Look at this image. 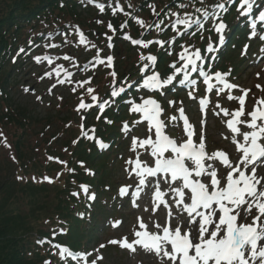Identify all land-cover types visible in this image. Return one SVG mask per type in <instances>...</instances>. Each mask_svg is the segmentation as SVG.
Listing matches in <instances>:
<instances>
[{
  "label": "trees",
  "instance_id": "1",
  "mask_svg": "<svg viewBox=\"0 0 264 264\" xmlns=\"http://www.w3.org/2000/svg\"><path fill=\"white\" fill-rule=\"evenodd\" d=\"M241 1L0 0V126H9L15 164L0 181V264H45L46 261L74 264L61 257L56 246L66 242L79 247L83 242L84 224L88 220L95 221V215L87 213L86 197L80 186L86 184L98 189L102 195H110L111 164L118 158L114 149L96 152L83 133H101L118 144L117 147L122 141L120 109L113 110V105H107L105 110L112 118V127L104 116H99L97 108L92 107L79 113L85 117L83 121L78 117L75 120L76 114L69 111L59 115L60 132L49 131L55 115L40 116L29 103L14 98L13 92L21 80L20 66L25 58L48 52L57 53L62 59L72 56L74 50L79 53L76 56L82 63L76 65L73 60L72 69H78L104 53L105 37L110 36L115 44L121 41L126 48V53L119 55L124 58L118 57L115 61L117 68L113 71L118 70V73L111 84L114 87L123 83L127 87L128 82L143 79L142 66L150 68L149 61L141 60V56L157 55L158 68L163 75L169 76L170 63H178V56L185 49H193L198 44L207 46V42L216 37L213 32L215 21L223 19L228 24L229 37L221 47L215 67L231 70L235 77L236 69L243 61L238 55L239 36L242 34L243 40H247L246 25H243L246 15L240 14L238 8ZM260 1L256 0L251 10ZM219 4L224 8H219ZM98 5H103V11ZM198 8L202 11H196ZM203 10H207V16ZM178 18L187 23H177ZM139 21H143L144 26ZM109 23L112 29L108 27ZM125 35L141 37L148 47L130 45L123 40ZM117 50L120 53L116 46ZM203 51L206 52L205 48ZM128 52L135 57L125 69L127 65H120L129 60L125 56ZM229 62L234 63L233 69L228 68ZM81 81L68 84L65 94L73 91L74 83ZM77 84L81 91L88 88ZM96 89L98 92L92 95H99L101 88L97 86ZM105 90L102 91L103 98L109 97ZM119 106H122L121 102ZM33 133L38 135L39 141L31 140ZM74 192L80 195L73 196Z\"/></svg>",
  "mask_w": 264,
  "mask_h": 264
},
{
  "label": "snow or ice",
  "instance_id": "2",
  "mask_svg": "<svg viewBox=\"0 0 264 264\" xmlns=\"http://www.w3.org/2000/svg\"><path fill=\"white\" fill-rule=\"evenodd\" d=\"M252 2L253 0H242L241 7L247 5L245 11H250ZM98 6L103 11V5ZM183 6L181 5V7ZM218 7L222 9L224 5L219 4ZM196 11L202 10L198 8ZM203 13L205 16L208 15L207 10H203ZM173 15L176 14L173 13ZM260 19L264 21V12L260 14ZM139 23L144 26L143 21H139ZM177 23L186 24L187 21L178 18ZM108 27L112 29L110 23ZM225 27L224 23H219L215 28L216 32L220 34L221 42L224 40L222 33ZM253 34L255 35V33ZM125 38L130 39L127 36ZM261 39H264V36ZM81 42H83V38ZM132 43L141 44L143 42L132 40ZM158 43L163 46L162 42ZM48 46L56 47V45ZM143 46L146 48L148 44L144 43ZM246 49L247 45L245 53ZM208 50H212L211 45ZM20 51L23 52L24 49H20ZM261 51H264V48ZM186 53L187 49L180 55V59L186 61L182 68L176 67L175 64L170 65L176 74L195 63L192 57ZM193 55L196 59H202L198 50ZM34 59L37 63L41 60L52 62L51 58L47 56H36ZM65 59L69 58L65 57ZM106 59V66L110 67L113 58L108 56ZM141 60L154 62L156 57L141 56ZM99 63L103 64L104 61L100 60ZM191 71H196V68H191ZM141 74L143 76L141 87L151 90H162L165 86L172 84L175 79L174 76L161 79L160 74L156 72H153L152 75H144V69ZM229 74L214 73L215 80L221 85L216 90V94L219 96L225 89L229 90L225 94L227 100L238 101L239 107L230 111L216 103L215 107L219 111L215 115H220L222 112L224 117L229 118L225 121L229 135H223V139H230L235 149L234 156L222 149L209 152L205 135L197 133L195 126L189 123L183 108H179L178 112L179 119L184 122V135L187 138L178 143L165 132L167 124L160 118L164 109L157 100L149 97L142 99L139 104L126 101L131 104L130 111L141 114V119L135 123L148 121L149 133L144 139L132 137L130 152L136 155L134 159L130 158L125 162L131 166L125 169L129 178L131 179L133 175L138 178L137 191L132 193V196L139 199L140 191L144 187L154 184L153 198L159 203L153 208V212L161 205L167 208L168 212L163 224L159 222L153 224L155 231H150L143 217L138 216V228L134 229L132 233L135 239L129 241L128 237L124 236L119 239H110L108 244L119 245L131 252H136L137 248H140L147 253L154 254L157 264H264V98H257L253 110L247 113L248 118L241 119L245 116L246 97L251 89H239L242 95H232L231 90L238 89L239 86L229 83L225 79ZM45 75L50 76L51 73H45ZM110 75L115 78L116 73L113 71ZM201 75L205 77L204 83L207 85V90H213L215 88V85L211 83L213 76L203 72ZM257 77L259 78V73H257ZM43 78V76L40 77V79ZM185 80H187V75L180 83H184ZM58 82L64 83L63 80ZM77 83L83 87L84 84L91 83V78ZM192 83L195 85V81ZM55 86L54 84L53 87ZM256 88L264 91V86L259 84L256 85ZM72 90L76 91L75 88ZM24 91L28 92L29 89L25 88ZM124 91L123 86L118 89L113 87L110 96L115 98ZM87 92L93 93L95 89L89 87ZM161 94L164 95L163 91ZM188 96L193 100L198 99L193 91H189ZM91 100L93 103L88 104L81 97L75 111L81 113V110L92 107H98L102 111L110 103L108 100L101 101L97 95H91ZM209 102V100L199 98L201 111H204ZM168 103L174 105L175 101ZM97 118L99 119V117ZM84 119L85 117L81 114V120ZM177 119V116L169 117L170 121ZM238 125H243L250 131H242ZM83 128L84 124L81 123V129L83 130ZM122 130L131 131L127 124L123 126ZM83 135L85 138L96 139L88 137L87 133H83ZM194 137L198 138V144ZM77 142L73 141V143ZM97 142L101 148L106 147L102 141ZM138 149H143L144 153L152 158L151 163L140 159L141 154L137 151ZM49 159L53 158L49 157ZM60 163L66 162L60 161ZM222 169H225L223 174H221ZM17 178L23 179V177ZM44 179L51 182L48 177ZM80 187L87 194L88 186L81 185ZM129 187L131 185H124L120 188L122 197L128 194ZM72 195L79 196L80 194L74 192ZM165 197L168 199L166 200ZM88 198L94 200L95 194L93 193ZM136 199H133L132 203L134 207L139 208L140 205L136 203ZM169 200L171 204L179 206L180 211L175 216L172 215ZM147 210V208L144 209V211ZM121 223L122 221L118 220L112 226L119 227ZM105 247V244H100L92 252L79 254H73L64 247L61 249V254L67 253L77 264H81V262L83 264H98V261L103 260L100 249ZM45 264H50V262L46 261Z\"/></svg>",
  "mask_w": 264,
  "mask_h": 264
},
{
  "label": "rangeland",
  "instance_id": "3",
  "mask_svg": "<svg viewBox=\"0 0 264 264\" xmlns=\"http://www.w3.org/2000/svg\"><path fill=\"white\" fill-rule=\"evenodd\" d=\"M223 36L225 39L226 36L224 33ZM118 48L120 49V53L118 52V50L116 51V47L112 50L107 48L104 53H99V55L96 56V59L94 61H90L88 63L84 71L82 69L79 73L74 74L72 76L74 77L72 80H74V82L78 80L86 81L91 78V83L84 84L82 88L87 85L88 88L91 87L98 92V90L96 89V87L98 86L101 88V90H99V94L101 93L99 95L100 97L102 95V91H104L106 87L110 86L109 83L113 79L110 73L115 68H117L115 63L116 59L118 57L124 58V56L119 55H124L126 53V48L121 44V42L117 43V49ZM262 48H264V43L255 44L248 51V62L246 64H242V66L240 67L239 76L233 79V82H236L240 89H251V92H249L247 97V99L250 100L247 101L249 102V104L255 102L257 98H262L264 94V91H261L260 89L256 88L257 84L264 86V51H261ZM41 54H36L32 57L29 56L25 58L24 62L20 66V84L16 87V91L13 92V94L16 100L24 103H29V105L33 106L36 113H38L40 116L55 115L56 117H54L52 121V127L49 129V131L60 132L59 115H63L67 111H69L73 114H76L75 117H73L75 120H77V117L81 119V115L75 111L76 106L80 103L81 97L83 98L84 94L86 95V97H88V95L93 94L94 92L88 93L85 88V91H81L79 85L77 83H74L72 89L75 88L76 91H71L70 93L65 94L66 87H64L63 84L59 83L57 80L58 77L65 76V74L62 73V70H59L62 68V64H64L67 69H72L73 60L76 65L82 63V60L80 58H77L76 56L77 54H79L77 51L75 53L74 50L71 52V55L74 56L73 59L72 56H65L69 59H65L64 56L62 57V59H60L61 55L57 53L51 54L52 57L50 58L53 59V62H51L50 64H47L46 62H36L34 58L36 56H40ZM97 54L98 52L95 53V55ZM108 56H111L113 58L110 67L106 66V58ZM125 56L129 57V60H127L125 64H122L120 66L125 67V65H127L125 69H128L129 61L134 60L133 58L135 57V55L128 52ZM100 60H103L104 63H99ZM45 73H51V75L48 76L45 75ZM57 73H59V75H57ZM115 73H118V70H116ZM257 73H259V78L257 77ZM41 76H43L44 78L40 79ZM71 81L67 80L64 83L73 84V82ZM54 84L56 85L55 87H53ZM25 88H28L29 91L25 92ZM49 89H51V91H49ZM226 93H228V91ZM241 93L242 92L239 91L231 92V94L234 96H238ZM225 94H222V96L216 102H214L215 104L213 103L214 105L210 110L208 117L209 120L207 121L208 123L206 122L207 126L204 128L200 127L201 119L195 117L193 114L195 112L197 100H192L191 102H188V105L192 104V106H194L192 109L194 112L191 113L193 115L194 123L198 126L200 133H203L204 135L208 136V145L210 149L214 148L215 146H218L219 148L227 149H229L230 147L231 150H234L233 145L229 144L230 139H223V135H229V132L224 125V121L227 118L223 117L222 112L220 113V115H215V113L219 111V109L215 107L216 103H219L222 108H227L230 111L237 109L236 100L228 101ZM37 97H40V99H37ZM83 99L84 102L86 101L85 103H92L91 99ZM85 110L86 109H83L81 111ZM69 118L71 119L72 117L69 116ZM0 133H2V135H0L1 181L5 173L10 172L12 165L15 164L13 162V147L10 143L11 136L9 126H5L4 128L0 126ZM134 135L137 134L129 133L127 138L128 143L129 141L131 143L132 137H134ZM30 138L33 141L40 140L36 133L31 134ZM8 145H10V147H8ZM129 145L131 147V144ZM123 154L127 153L124 152ZM129 166L130 165L121 166L119 160H117L114 165V169L112 167L113 170L111 175H115L116 172L117 181H113L115 184L120 183L119 191L120 188L124 185H131V187H129L128 189V194L123 197L120 195V193H118V190H116V202L112 206H110V203H108L106 199H100V206L97 207L95 211L96 221L93 222V228H88L86 224L83 226L84 235L82 236V249H90L87 251H93V249L98 248L100 244L108 243L110 239H119L124 236H127L129 241L133 240V230L138 228V216L143 217L144 222L147 225H150L151 230H153V224L155 222H159L161 224L165 222V219H163V217L161 219H158L159 213H157L156 215L151 210L152 206L148 200L150 196L149 192L151 191V187L149 189L144 187L140 191V198L136 200V203L139 204L140 207L137 208L133 206L132 201L135 198H133L132 193L137 191L138 178L134 175L131 179L129 178V174L125 171V169L129 168ZM100 207H105V211L103 210V213L98 216L100 210L102 209ZM145 208H147L148 210L144 211ZM118 220L122 221L120 226L113 227V223ZM100 254L103 256L102 264H157V258L154 256V254L147 253L146 251L138 248L136 252H131L128 249L121 248L119 245H116L115 248L106 251L100 250Z\"/></svg>",
  "mask_w": 264,
  "mask_h": 264
},
{
  "label": "bare ground",
  "instance_id": "4",
  "mask_svg": "<svg viewBox=\"0 0 264 264\" xmlns=\"http://www.w3.org/2000/svg\"><path fill=\"white\" fill-rule=\"evenodd\" d=\"M175 210H177V211H176V213H177L180 209H175Z\"/></svg>",
  "mask_w": 264,
  "mask_h": 264
}]
</instances>
